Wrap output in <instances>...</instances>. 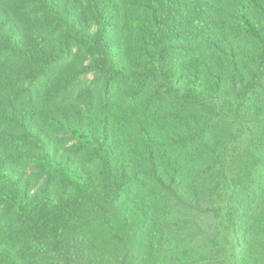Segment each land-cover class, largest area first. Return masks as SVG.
<instances>
[{
	"label": "trees",
	"instance_id": "trees-1",
	"mask_svg": "<svg viewBox=\"0 0 264 264\" xmlns=\"http://www.w3.org/2000/svg\"><path fill=\"white\" fill-rule=\"evenodd\" d=\"M0 264H264V0H0Z\"/></svg>",
	"mask_w": 264,
	"mask_h": 264
}]
</instances>
